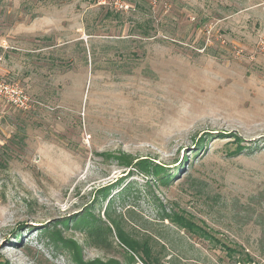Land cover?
<instances>
[{
    "label": "rangeland",
    "instance_id": "1",
    "mask_svg": "<svg viewBox=\"0 0 264 264\" xmlns=\"http://www.w3.org/2000/svg\"><path fill=\"white\" fill-rule=\"evenodd\" d=\"M0 78V264H146L87 209L158 264H264V0H0Z\"/></svg>",
    "mask_w": 264,
    "mask_h": 264
},
{
    "label": "trees",
    "instance_id": "2",
    "mask_svg": "<svg viewBox=\"0 0 264 264\" xmlns=\"http://www.w3.org/2000/svg\"><path fill=\"white\" fill-rule=\"evenodd\" d=\"M240 140L241 138H239V141ZM243 148L244 147L240 145L239 149L242 150ZM126 162L128 165L133 166L135 169H141L143 172H145L148 175L156 176L164 183H167L171 179L170 174L166 173V171H164L163 166H161L160 164H156L152 166V164L147 160L135 161L133 159H129V161ZM107 189H108L107 187L99 189V193L102 194L100 196L101 199H106L109 196ZM130 189H128V192H131ZM100 198L98 197L95 202H98ZM93 211L92 209H87L86 212L83 213L82 216L76 220L78 226L85 231L90 245L100 249H106V250L110 249L113 243L112 237H113V227H114V229L117 232V236L120 239V241L123 243V245H125L127 248H129L134 252L138 251L139 249H143L145 255H141V256L145 260L146 264L159 263L160 259L152 255V246L148 240L140 241L128 234L125 235L122 229L119 227V222L116 220V218L112 217L113 215H111V213L107 209L105 210L104 214L107 216L109 222L104 220L102 217H97V215ZM162 219H171L180 228L186 229L187 231L199 237L204 236L203 234L209 235L207 232L204 231L202 227L198 226L192 221L190 222L186 220L177 213H175V215L173 212L165 213L163 214ZM229 250L231 254L230 256L236 257V255H232V254L234 252L237 253V249L229 248ZM240 254L245 255V258L242 259L238 257L239 262H241V260L244 262V264L253 262V258L250 256L248 251L242 250L240 251ZM128 256L133 260H135L134 255H128ZM78 264H120V263L117 261L105 262L101 260H92L88 262H83L79 260Z\"/></svg>",
    "mask_w": 264,
    "mask_h": 264
},
{
    "label": "built area",
    "instance_id": "3",
    "mask_svg": "<svg viewBox=\"0 0 264 264\" xmlns=\"http://www.w3.org/2000/svg\"><path fill=\"white\" fill-rule=\"evenodd\" d=\"M123 6V5H120ZM0 99L19 109L30 107V97L17 83H7L0 78Z\"/></svg>",
    "mask_w": 264,
    "mask_h": 264
}]
</instances>
